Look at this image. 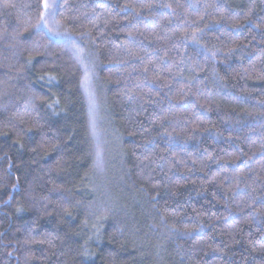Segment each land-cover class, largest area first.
<instances>
[{"label":"trees","instance_id":"16d2710c","mask_svg":"<svg viewBox=\"0 0 264 264\" xmlns=\"http://www.w3.org/2000/svg\"><path fill=\"white\" fill-rule=\"evenodd\" d=\"M45 1L0 0V264H264V0Z\"/></svg>","mask_w":264,"mask_h":264},{"label":"rangeland","instance_id":"374dc122","mask_svg":"<svg viewBox=\"0 0 264 264\" xmlns=\"http://www.w3.org/2000/svg\"><path fill=\"white\" fill-rule=\"evenodd\" d=\"M58 0H46L44 5L45 13L48 15L53 12V7L57 3ZM47 19V18H46Z\"/></svg>","mask_w":264,"mask_h":264}]
</instances>
